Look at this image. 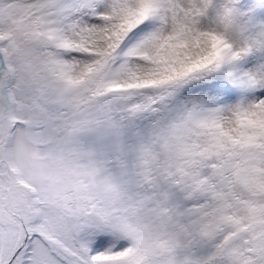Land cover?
Listing matches in <instances>:
<instances>
[{
    "label": "snow or ice",
    "instance_id": "obj_1",
    "mask_svg": "<svg viewBox=\"0 0 264 264\" xmlns=\"http://www.w3.org/2000/svg\"><path fill=\"white\" fill-rule=\"evenodd\" d=\"M0 264H264V0H0Z\"/></svg>",
    "mask_w": 264,
    "mask_h": 264
}]
</instances>
